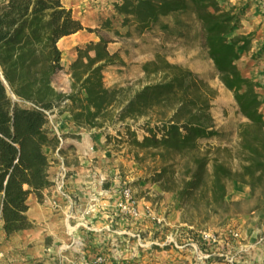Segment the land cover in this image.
Here are the masks:
<instances>
[{"label": "trees", "instance_id": "16d2710c", "mask_svg": "<svg viewBox=\"0 0 264 264\" xmlns=\"http://www.w3.org/2000/svg\"><path fill=\"white\" fill-rule=\"evenodd\" d=\"M247 4L116 0L114 13L104 16L100 25L90 26L64 0H2L0 191L7 238L34 225L28 198L32 192L42 198L53 183V158L47 147H56L59 141L49 127L50 113L58 108H67L79 126L101 129L107 140L114 132L127 136L138 160L147 152L158 156L161 163L151 169L150 179L177 193L186 223L224 225L252 201V210L264 212L262 82L238 66L255 35L239 29ZM85 27L95 30L99 38L77 45L78 55L65 69L69 81L61 83L65 65L59 40ZM144 31L162 42L190 37L205 49L243 117L235 149L221 143L225 136L212 113L205 82L161 49L142 62L144 74L138 86L107 82L109 67L124 63L119 50L110 49V42L118 35L137 38ZM230 158L238 159L237 167ZM234 180L250 185L249 198L227 197ZM216 259L224 261L216 264H236L224 254Z\"/></svg>", "mask_w": 264, "mask_h": 264}, {"label": "crops", "instance_id": "0c3cea01", "mask_svg": "<svg viewBox=\"0 0 264 264\" xmlns=\"http://www.w3.org/2000/svg\"><path fill=\"white\" fill-rule=\"evenodd\" d=\"M115 1L64 0L67 5L73 6L77 17L85 25L90 26H98L104 16L112 15L115 12ZM231 2L238 3L237 0ZM253 14L255 15L256 12ZM246 15H250L249 11ZM240 31L249 32L251 28L249 30L240 28ZM142 37L143 39L147 37L151 46L161 45L157 44L160 39L150 31H144L136 39ZM98 38L99 35L95 30L86 27L63 36L59 44L63 49L64 71L77 57L78 44ZM122 45V40L117 37L110 42L109 47L112 51H121ZM65 52H73L70 57H66L67 60H65ZM238 66L247 75L246 67L240 66L239 63ZM66 74L69 81V73ZM50 119L67 138V144L62 152L67 166V189L74 200L75 217L70 221L66 220L64 210L71 205L72 200L68 196L55 193L52 185L44 189L42 198L32 192L28 198V214L34 225L21 229L7 238L4 244L6 255L0 259V264H92L98 254H104L110 262L132 258L135 264H216L219 261L224 262L218 261L216 255L229 253L239 246V251H243L242 255L250 254L255 250L253 253L259 257L261 253L259 250L264 242H259L257 239L260 228H253L250 222L249 226L242 230V243L226 245L227 242H223L224 237L215 242H202L200 247L210 252L211 256L207 259L200 258L193 243L201 236L200 226L191 228L190 224L182 219L180 199L176 192L163 190L153 181L152 188L163 194L161 207L172 201V204L170 203L172 207L167 213L169 228L181 230L179 239L185 246L177 247L170 244L164 246L155 243L154 241H158L164 234L159 231L155 223H151L149 217L143 215L133 221L119 212L117 203L121 198L120 187L127 183V180L122 178L118 162L113 160L111 143L106 140L105 133L98 128L79 126L67 108H58ZM223 124L224 120L221 125ZM222 131L225 136L223 141L229 139L230 132L225 126L222 127ZM47 151L53 158L50 174L54 176L60 170L62 160L57 154V146H49ZM153 194L150 190L139 197L142 208L154 203ZM53 198L58 199V205L53 203ZM232 199L239 198L232 196ZM2 200L3 192L0 191V215H2ZM238 219L243 226L246 217L239 216ZM138 234L146 240V245L140 244ZM72 238L77 241L69 249L61 247L62 243ZM242 262L245 264V261Z\"/></svg>", "mask_w": 264, "mask_h": 264}, {"label": "rangeland", "instance_id": "374dc122", "mask_svg": "<svg viewBox=\"0 0 264 264\" xmlns=\"http://www.w3.org/2000/svg\"><path fill=\"white\" fill-rule=\"evenodd\" d=\"M237 4L245 5L247 3L248 10H246L245 15L242 18L241 25L239 29L243 28L254 32L255 40L253 45L249 50L243 52L241 60L238 62L240 66L246 67L245 73L251 78L259 79L262 82L261 90L264 94V0H237ZM255 3V6H254ZM249 16L246 15L248 14ZM256 12L254 15L253 13ZM110 34L116 35L113 30L109 31ZM118 38L122 40V50L119 51L121 56L124 58V63L114 64L109 67L106 72V80L109 84L114 82H130L135 86H138V80L143 76L142 62L153 58L156 54V49H161L163 53L174 62L181 63L193 71H195L198 76L206 84V93L212 103L211 110L215 117L217 125L222 129L223 126L226 130L230 132V137L227 140L222 141V144H229L235 149L239 142V124L243 120L241 115H239V109L236 99L231 93V91L222 83L220 80L212 59L209 57L206 51H204L193 38L187 37L182 39L177 38H165V41L157 42L161 44L160 46H151V42L148 39L139 38L136 39L135 36L130 37L126 35H118ZM161 40V39H160ZM164 46V48H162ZM73 52H65L66 57H70ZM59 81L65 83L67 81L66 71H61L59 75ZM264 110V107H263ZM224 120V124L221 125ZM114 132V131H112ZM118 138L121 141H118ZM128 137L116 135L115 132L112 134L111 138L107 141L111 143V152L113 153V160L118 162L120 168V174L127 183L130 184L135 194L140 197L147 191H153L154 203H150L152 207L160 210V212L168 219V211L170 209V203H166L163 207L162 197L163 194L155 191L152 187V180L150 179V171L155 166V164H160L161 160L157 156L156 158L150 154L145 153V158L138 160L135 155V149L133 148ZM219 142V141H214ZM140 154H143L141 151ZM230 163L237 167L239 161L237 158H230ZM130 180V181H129ZM232 196L238 197L239 199L250 197V185L248 183L234 180L231 184L230 191L227 195L229 199ZM180 202V201H179ZM255 201L243 205V213L237 215L235 219L230 217L226 224L221 225L213 221L209 224L208 228L213 231L221 233L224 229L228 227H236L242 230L249 226L255 229L258 227L257 239L259 242H264V212H259L257 209L252 210ZM181 206V203H179ZM246 217V222L243 226L240 225L238 217ZM182 217V208H181ZM151 223L154 224L153 219L150 218ZM169 220V219H168ZM161 240V238H159ZM242 237L241 235L236 240H240L239 243L236 240H232L230 244L226 245L240 244ZM244 241V239H243ZM239 247L233 248L230 253L234 255L241 261H245V264H264V245L260 248L259 257L256 256L254 251L250 254L242 255V250L239 251ZM240 256V257H239ZM243 263V262H242Z\"/></svg>", "mask_w": 264, "mask_h": 264}, {"label": "built area", "instance_id": "2783aa9c", "mask_svg": "<svg viewBox=\"0 0 264 264\" xmlns=\"http://www.w3.org/2000/svg\"><path fill=\"white\" fill-rule=\"evenodd\" d=\"M55 112V111H54ZM50 113V118L53 113ZM49 127L58 136V144H57V154L62 160V166L60 170L52 176V186L54 192L61 195V196H68L70 200H72L71 205L68 206L64 210V216L67 221H70L72 218L75 217V212L73 208L74 200L70 195L67 189V166L65 164V157L62 152L63 147L67 144V138L63 132L59 128H57L51 119H49ZM121 198L119 199L117 206L119 212L125 215L129 220H138L143 215L153 219L155 225L159 229V231L163 232V237L161 240L154 241L160 245H173L177 247L185 246L184 242H181L179 239L181 230L179 228H169L170 222L169 220L156 208L152 207L151 205H145L144 208L141 207L140 198L135 194L133 187L125 183L120 187ZM95 199V198H93ZM53 203L58 205V199L53 198ZM191 228H195V224H190ZM201 236L199 240H195L194 247L196 249L197 255L202 259H207L211 256L210 252L204 251L200 245L202 242L208 241H218L221 237L225 238L227 243H231L232 240L239 238L241 235L240 230L236 227H228L224 229L221 233L213 231L211 228L208 227H200ZM139 242L142 245H146V240L143 239L141 234H138ZM7 240V235L4 229V220L2 215H0V259L6 255V250L4 249V244ZM77 240L72 238V240L64 242L61 244V247L65 249H69ZM225 259L236 263V264H243L241 260L236 258L234 255L229 253H224ZM92 264H135L132 261V258H124L114 261H108L107 257L104 254H98L96 258L93 260Z\"/></svg>", "mask_w": 264, "mask_h": 264}]
</instances>
